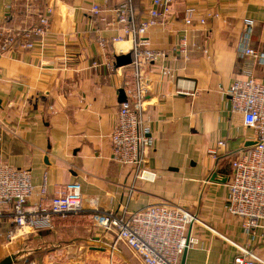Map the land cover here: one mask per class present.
Wrapping results in <instances>:
<instances>
[{
    "label": "crops",
    "instance_id": "0c3cea01",
    "mask_svg": "<svg viewBox=\"0 0 264 264\" xmlns=\"http://www.w3.org/2000/svg\"><path fill=\"white\" fill-rule=\"evenodd\" d=\"M123 1L0 0V158L28 170L29 203L41 202L43 185L46 201L78 182L86 210L53 218L52 228H15L5 208L0 261L14 255L13 264H113L115 258L143 264L94 226L89 214L94 206L136 211L161 202L182 206L199 220L189 230L198 245L185 252L183 264H234L235 246L264 258V232L246 235L225 208L231 163L254 143L242 116L230 113L227 91L247 76L264 83V0H174L165 21L148 30L149 46L168 57L145 70L143 118L154 138L146 168L155 180L136 183L131 168L111 160L110 148L119 90L129 73L114 66L115 57L130 54L132 46L115 22ZM93 4L101 6L98 15ZM132 4L142 18L151 0ZM187 8L195 10L189 26ZM41 17L49 29L33 49H2L6 31L30 29ZM246 20L253 21L250 35ZM116 37L124 39L112 43ZM181 37L185 55L177 51ZM245 48L259 58L245 55ZM164 66L171 75H161ZM220 141L224 147L211 155Z\"/></svg>",
    "mask_w": 264,
    "mask_h": 264
},
{
    "label": "built area",
    "instance_id": "2783aa9c",
    "mask_svg": "<svg viewBox=\"0 0 264 264\" xmlns=\"http://www.w3.org/2000/svg\"><path fill=\"white\" fill-rule=\"evenodd\" d=\"M174 0H151L150 8L142 18L133 7L132 0H124L115 10V22L122 27L124 38L131 42V63L121 90L125 101L119 103L115 124L110 134L111 160L132 170L133 182H153L155 174L146 168V161L154 147V138L144 121L143 112L147 100L146 71L153 64L165 60L168 55L152 49L145 39L148 30L165 21ZM107 3V0H105ZM101 6L92 5V13L98 15ZM193 8L184 11V24L193 21ZM204 24V20H198ZM244 25L250 35L253 21ZM49 29V20L41 17L30 29L18 32L8 30L2 41V49L16 46L19 50H31L35 40L42 39ZM123 37L112 39L121 42ZM180 55L186 54L185 38L177 44ZM243 53L252 58L259 55L250 48ZM171 69L162 67L161 75H171ZM227 95L230 113L242 116L245 127L252 130L254 143L243 150L231 163V175L227 183L226 212L240 221L243 232L253 236L256 230L264 232V83L252 76L236 79ZM220 141L210 150L216 155ZM134 190V184L131 186ZM33 187L28 170L15 169L0 158V217L5 208L10 209L15 228L49 226L52 219L83 214L85 210L81 185L71 182L60 194L44 200L45 186L39 188L41 202L31 204ZM89 214L94 226L114 236V242L124 243L143 264H179L188 249L198 245V239L189 233L198 218L188 209L171 202H161L129 211L121 206L117 211H99L94 206ZM238 255L234 264H264V258L246 247L235 246Z\"/></svg>",
    "mask_w": 264,
    "mask_h": 264
},
{
    "label": "water",
    "instance_id": "95a60500",
    "mask_svg": "<svg viewBox=\"0 0 264 264\" xmlns=\"http://www.w3.org/2000/svg\"><path fill=\"white\" fill-rule=\"evenodd\" d=\"M130 63H131V55L125 54V55H120V56L115 57L114 66L116 68H122V67H126V66L130 65ZM124 101H125V96H124L123 90H119L118 103H122ZM216 176H217L216 174H213L212 180L216 179ZM185 252L186 251H184V253L182 255L181 264H183ZM15 260H16V256L10 255V256H7L4 259H2L0 261V264H13L15 262Z\"/></svg>",
    "mask_w": 264,
    "mask_h": 264
},
{
    "label": "rangeland",
    "instance_id": "374dc122",
    "mask_svg": "<svg viewBox=\"0 0 264 264\" xmlns=\"http://www.w3.org/2000/svg\"><path fill=\"white\" fill-rule=\"evenodd\" d=\"M22 32V31H21ZM115 261H113V264H124L122 261H120L119 259L115 258Z\"/></svg>",
    "mask_w": 264,
    "mask_h": 264
}]
</instances>
